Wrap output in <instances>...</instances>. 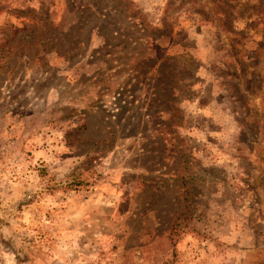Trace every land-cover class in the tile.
<instances>
[{"label":"rangeland","instance_id":"1","mask_svg":"<svg viewBox=\"0 0 264 264\" xmlns=\"http://www.w3.org/2000/svg\"><path fill=\"white\" fill-rule=\"evenodd\" d=\"M0 264H264V0H0Z\"/></svg>","mask_w":264,"mask_h":264}]
</instances>
